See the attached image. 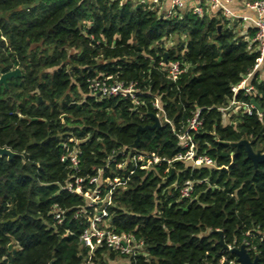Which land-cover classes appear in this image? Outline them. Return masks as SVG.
<instances>
[{"label": "trees", "instance_id": "1", "mask_svg": "<svg viewBox=\"0 0 264 264\" xmlns=\"http://www.w3.org/2000/svg\"><path fill=\"white\" fill-rule=\"evenodd\" d=\"M254 34L217 14L168 19L132 1L0 0V77L20 68L0 84V146L18 153L0 157V264H82L89 255L106 264H228L223 256L236 255L217 230L228 245L250 241L251 255L264 264L258 237L264 233V161L255 165L244 145H234L247 139L264 152V113L254 108L224 123L217 109L257 63ZM174 60L184 64L176 80L166 66ZM102 75L136 82L141 103L95 95L90 80ZM252 84L250 94L241 90L237 98H254L264 108L262 69ZM156 99L163 124L138 131L153 124ZM197 110L202 125L190 131L196 155L209 156L213 165L107 166L110 155L122 159V148L173 159L185 151L179 134ZM75 146L77 168L62 159ZM99 168L102 178L134 169L127 184L115 188L109 219L115 232L142 238L145 253L119 254L80 241L86 219L74 212L84 198L62 185ZM186 180L194 183L189 196L181 192ZM55 204L67 209L63 223L54 220Z\"/></svg>", "mask_w": 264, "mask_h": 264}, {"label": "built area", "instance_id": "2", "mask_svg": "<svg viewBox=\"0 0 264 264\" xmlns=\"http://www.w3.org/2000/svg\"><path fill=\"white\" fill-rule=\"evenodd\" d=\"M125 1L134 2V0H119V3L123 4ZM138 1L139 5L143 6L144 9H157L162 17L168 19L177 16L182 17L186 13L200 17L217 14L223 23L227 20L233 24H237L246 35L248 34V30L253 28L255 30L253 40L257 42V50L259 52L257 63L238 84L232 86V97L229 98L227 103L217 106V109L222 114V122L226 123L229 122L233 115H238L241 112L251 114L253 109L257 108L252 102L248 103L238 99L237 94L241 90H245V95L250 94L254 90V85L252 84L253 75L259 69L264 71V0H150L151 3L147 5H145V0ZM237 2L239 7L233 8V5ZM166 66L169 77L174 80L184 71V64L180 60L168 61ZM113 79L112 75H102L92 78L90 86L94 94L98 97L119 96L131 98L137 105L141 103L139 96L142 94V91L137 87L136 82L111 81ZM153 104L158 110L156 115L159 117L162 125L165 111L159 99H156ZM259 112L264 113V108L262 112ZM201 125L200 111L197 110L189 121L187 130L179 134V138L182 140V148L185 151L180 152L173 159H166L165 157L148 152H135L122 148L118 153L122 156V159L118 160L117 156L110 155L107 159V166L116 163L118 167H123L128 163H132L135 167L140 164H142V167H148L163 161L171 163L174 160L191 161L193 164L198 165H213L214 161L209 156L196 155V147L190 131L196 130ZM71 141H74V138ZM64 146H67V144H64ZM79 154L80 149L78 146H75L62 159L64 161L70 160L72 166L77 168L79 165ZM102 172L103 168H99L97 175L88 178L73 175L72 179L74 181L71 179L62 185V189L70 193L79 194L84 198V203L77 205L74 212V218L79 220L86 219V225L79 235L80 241L92 249L98 246L107 247L119 254L136 255L139 252L145 253V242L142 238H136L132 232H115L109 219V207L112 204L113 192L117 186H125L127 184L129 176L133 174L134 169L129 170L126 176L117 175L114 178H102ZM92 186L94 187L92 188ZM193 191V181L186 180L181 187L182 195L189 196ZM52 212L54 220L58 223H63L67 209L55 204L52 207ZM258 237L264 240V233ZM244 245L250 254L255 249V246L250 241H246ZM223 261H227L228 264H241L236 258L228 259L226 256H223ZM82 264L106 263L93 261L91 255H89Z\"/></svg>", "mask_w": 264, "mask_h": 264}, {"label": "water", "instance_id": "3", "mask_svg": "<svg viewBox=\"0 0 264 264\" xmlns=\"http://www.w3.org/2000/svg\"><path fill=\"white\" fill-rule=\"evenodd\" d=\"M39 0H36V3ZM35 4L29 5V4H25L23 5V8H28L31 6H34ZM139 7V4L137 5ZM219 29L221 28V25L218 26ZM20 75V69L15 68L13 70H10L4 74L1 75L0 77V84L1 83H6L8 78H11L13 76H17ZM251 102L253 103V105L255 107H257L259 109V111H263V108L261 107V105L257 102L256 99H252ZM152 119L154 120L153 124H148L146 126H141L139 127V130H145L148 128L154 129L157 127L161 126V122L159 117L156 114H151ZM138 140H139V136L136 138L133 146H137L138 144ZM234 145H244L247 151V155L248 157L253 161V163L255 165H258L260 162L264 161V152L262 151H255L253 149L252 146V142L244 139L241 140L239 142L234 143ZM18 155L17 152L13 151L12 149L8 148V147H2L0 146V157L2 156H6L8 159L13 158L14 156ZM217 232L220 234L221 238H220V242L223 245V247L229 251H231L233 254L236 255V259L241 263V264H262L260 261V258L258 256H252L250 254V252L247 250V248L245 247L244 244H242L239 247L236 246H232L230 247V245H228L227 243H225L224 238H223V232L222 230H217ZM13 247V244H9V248L11 249Z\"/></svg>", "mask_w": 264, "mask_h": 264}, {"label": "rangeland", "instance_id": "4", "mask_svg": "<svg viewBox=\"0 0 264 264\" xmlns=\"http://www.w3.org/2000/svg\"><path fill=\"white\" fill-rule=\"evenodd\" d=\"M133 2V1H132ZM145 2V5H147V4H150L151 2H150V0H145L144 1ZM133 3H135L136 5H138L139 4V1L138 0H134V2ZM140 6V5H139ZM152 8H154L153 6H152ZM18 69H20L19 67H18Z\"/></svg>", "mask_w": 264, "mask_h": 264}, {"label": "crops", "instance_id": "5", "mask_svg": "<svg viewBox=\"0 0 264 264\" xmlns=\"http://www.w3.org/2000/svg\"><path fill=\"white\" fill-rule=\"evenodd\" d=\"M238 5H239L238 2L235 3V4L233 5V8H238V7H239Z\"/></svg>", "mask_w": 264, "mask_h": 264}]
</instances>
